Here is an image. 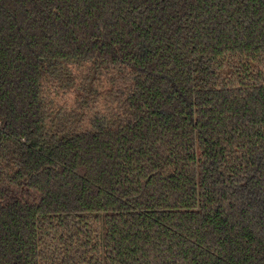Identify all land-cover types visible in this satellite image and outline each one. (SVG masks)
<instances>
[{
    "label": "trees",
    "instance_id": "16d2710c",
    "mask_svg": "<svg viewBox=\"0 0 264 264\" xmlns=\"http://www.w3.org/2000/svg\"><path fill=\"white\" fill-rule=\"evenodd\" d=\"M0 264H264V0H0Z\"/></svg>",
    "mask_w": 264,
    "mask_h": 264
}]
</instances>
